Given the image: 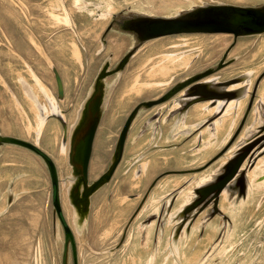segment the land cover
<instances>
[{"label":"rangeland","instance_id":"rangeland-1","mask_svg":"<svg viewBox=\"0 0 264 264\" xmlns=\"http://www.w3.org/2000/svg\"><path fill=\"white\" fill-rule=\"evenodd\" d=\"M215 4L262 7L264 0H0V136L31 142L54 161L77 264H264V31L139 41L126 21L119 22ZM105 63L89 181L108 169L118 135L141 102L205 72L200 82H225L221 89L237 95L227 103L223 98L185 105L191 96L182 89L140 106L122 157L91 195L82 222L70 198L61 123L45 118L58 113L56 100L71 127ZM53 68L63 83L62 99ZM258 134L255 161L245 167V196L224 190L221 214H211L209 204L188 229L170 237L167 205L174 211L198 198L193 190L212 182L237 148ZM64 234L43 159L26 147L0 143V264H63ZM67 249V264H73Z\"/></svg>","mask_w":264,"mask_h":264},{"label":"water","instance_id":"water-1","mask_svg":"<svg viewBox=\"0 0 264 264\" xmlns=\"http://www.w3.org/2000/svg\"><path fill=\"white\" fill-rule=\"evenodd\" d=\"M128 25L129 29L139 41L179 33H227L233 34L236 38L240 35H249L264 31V6L244 7L230 4L198 6L172 17L134 16ZM126 59L127 57L122 62L124 63ZM105 64L103 71L96 77L91 91L85 100L79 125L77 124L70 134L68 161L77 171V174L74 173L73 175L79 176L84 186L87 185L88 163L104 102V77L108 72L106 70L107 63ZM52 70L57 84L58 96L61 98L63 96L61 78L55 68ZM207 73L193 75L169 89L161 97L143 101L134 107L118 135L113 158L108 169L87 189L85 194L86 205L88 204L89 196L111 178L121 159L127 131L140 106L147 107L164 101L182 89L185 90L187 96H191V99L185 100L186 105L199 100L224 98L227 101L230 99L227 95L232 92L221 89V86L223 87L225 82L199 81ZM191 82L193 85H190L192 84ZM260 135L258 134L257 137L255 136L253 139L247 140L238 147L234 154L223 164L221 171L215 175L214 180L205 187L196 189V193L199 195L198 202L205 200L200 210L212 202L214 206L213 214L216 212L220 213L217 204L219 196L224 190L232 191L238 187V195L245 196L248 187L245 167L251 168L255 161L256 155L253 156V154L255 152V144L258 142L257 138ZM0 143H10L26 147L43 159L50 177L53 209L64 227L65 237L62 263L67 264V248L70 246L73 264H77L75 238L69 225L65 222L61 210L59 176L54 161L37 145L26 140L12 136H0ZM243 164L245 165L243 166ZM262 176L264 178V174Z\"/></svg>","mask_w":264,"mask_h":264},{"label":"flooded vegetation","instance_id":"flooded-vegetation-1","mask_svg":"<svg viewBox=\"0 0 264 264\" xmlns=\"http://www.w3.org/2000/svg\"><path fill=\"white\" fill-rule=\"evenodd\" d=\"M133 18H130V19H127L126 17H123V19H121V21H119L120 23L124 22V24H128ZM106 65V64H105ZM104 65V66H105ZM103 66V67H104ZM59 74V73H58ZM95 81V80H94ZM62 82V80H61ZM55 83H56V80H55ZM94 83V82H93ZM63 85V83H62ZM93 85V84H92ZM32 91V90H31ZM30 91V93H31ZM91 91V90H90ZM105 91V89H104ZM33 93V91H32ZM90 93V92H89ZM56 95H57V98L58 99H62L63 96H64V88H63V96L61 98H59L58 96V90H57V84H56ZM89 95V94H88ZM88 97V96H87ZM86 97V99H87ZM104 98H105V93H104ZM48 97L46 96V101H47V104L49 107V101H48ZM84 99V102L81 103V107H79V112L77 114V117H76V120L75 122L71 125V127H67V124L65 123V117H64V114H63V111L60 109L57 101L55 100L57 106H58V113L56 112H49V114L46 115V118L47 119L48 117H55L56 119L59 120V122L61 123V126H62V138H61V145H64L66 148H67V154H66V161L67 163L69 164V161H68V152H69V141H70V134L71 132L73 131V128L78 124L79 125V120H80V115H81V112H82V109H83V105L85 103V100ZM38 100V99H37ZM39 102V101H38ZM185 104V102H183ZM41 104V103H40ZM43 105V104H42ZM186 105V104H185ZM103 108H104V102H103V107H102V113H101V118H102V114H103ZM45 114V112L43 113ZM100 118V120H101ZM100 123V121H99ZM98 127H99V124H98ZM97 127V129H98ZM97 129H96V132H97ZM96 132H95V135H96ZM95 135H94V139H95ZM94 139H93V143H94ZM115 148V147H114ZM124 149V148H123ZM92 150H93V144H92ZM114 152V151H113ZM123 153V152H122ZM91 155H92V151H91ZM122 157V156H121ZM90 161H91V156H90V160H89V163H88V168H87V185L84 186L83 185V181L81 180V178L79 176H74L73 174H77V171L73 168V166L71 164H69V167L71 169V173H72V176H69L71 178V185L69 187V190H70V198L72 200V202L74 203V205L76 206L77 208V211H78V217L80 219H83L84 217V214L87 212V209L89 207V199L91 197V195L100 187H98L90 196H89V199H88V204L86 205V201H85V194L87 192V189L88 187L96 180L98 179L100 176H98L96 179H94L93 181H89V178H88V174H89V166H90ZM56 166V165H55ZM57 168V167H56ZM58 172V171H57ZM103 185V184H102ZM197 188V187H196ZM196 188L193 190L195 193H196ZM232 193H237L238 194V187L235 188L234 190L232 191H228V194H232ZM170 194V193H169ZM197 194V193H196ZM198 195V194H197ZM146 196V195H145ZM144 196V197H145ZM221 196V195H220ZM220 196H219V201H218V204H217V207L218 209L220 210V214L222 213L221 209H220ZM198 198H199V195H198ZM198 198H195L191 201H189L188 203L184 204L181 208H178V210H172L170 211V204L167 205L168 209H167V212H166V215H167V218L169 221H171V223L173 224L172 225V230H171V233H170V237H175L179 234V232L181 231V229H188L189 227V224L191 223V220L195 218L196 214L201 211L200 210V207L204 205L205 203V200L203 201H200L198 202ZM212 205V209H211V214H213V203L210 202L208 203L206 206H209ZM163 206V205H162ZM217 213V212H216ZM215 214V213H214Z\"/></svg>","mask_w":264,"mask_h":264},{"label":"bare ground","instance_id":"bare-ground-1","mask_svg":"<svg viewBox=\"0 0 264 264\" xmlns=\"http://www.w3.org/2000/svg\"><path fill=\"white\" fill-rule=\"evenodd\" d=\"M56 17V16H55ZM182 59V58H181ZM184 59V62H186V58H183ZM177 63H172V66H173V68H176V65ZM162 69H165V66L163 65V67H162ZM171 70H173V69H171ZM168 72H170V70H168L167 72H165L164 74H167ZM207 81V80H206ZM205 81V82H206ZM208 82V81H207ZM209 82H211V81H209ZM226 84V83H225ZM231 84V83H230ZM35 86V85H34ZM35 91H37V90H35ZM228 91V90H227ZM246 92H248V91H246ZM235 95H237V94H233V93H230V94H228L227 95V97H229L230 99L229 100H231L232 98L231 97H234ZM262 99L264 100V93L262 94ZM217 100H222V99H207V100H204V102H206V101H210V102H212L211 104L213 105L215 102L214 101H217ZM224 100V99H223ZM229 100H227V101H225V103H227ZM203 101V100H202ZM202 101H200V102H198V103H203ZM37 102V101H36ZM184 102H185V99H184ZM40 103V102H39ZM47 104V103H46ZM186 104V103H185ZM195 104V103H194ZM196 104H197V102H196ZM48 105V104H47ZM205 105H207L208 106V104L207 103H205V104H202V106H205ZM41 106L42 107H46L45 105H42L41 104ZM185 106V105H184ZM260 107V106H259ZM264 110V109H263ZM255 111H258V109L257 110H255ZM259 113V112H258ZM257 113V114H258ZM260 114V113H259ZM258 114V115H259ZM257 115V116H258ZM255 117V116H254ZM42 120H43V118H41ZM40 119V120H41ZM257 119V118H256ZM258 120V119H257ZM258 122V121H257ZM257 122H256V124H257ZM259 122H260V120H259ZM254 123V122H253ZM259 124V123H258ZM254 125V124H253ZM252 126V125H251ZM257 126V125H256ZM255 126V127H256ZM254 127V126H253ZM249 129H251V128H249ZM254 129V128H253ZM252 134V133H251ZM250 135V134H249ZM246 136V135H245ZM243 166H244V164H243ZM203 180V179H202ZM224 192H226V191H224ZM225 194V193H224ZM75 214V213H74ZM79 221V220H78ZM84 222V221H83Z\"/></svg>","mask_w":264,"mask_h":264},{"label":"crops","instance_id":"crops-1","mask_svg":"<svg viewBox=\"0 0 264 264\" xmlns=\"http://www.w3.org/2000/svg\"><path fill=\"white\" fill-rule=\"evenodd\" d=\"M71 181H72V180H71V178H70V179H69V182H71ZM80 220H81V221H82V220L84 221V219H80ZM83 221H82V222H83Z\"/></svg>","mask_w":264,"mask_h":264}]
</instances>
